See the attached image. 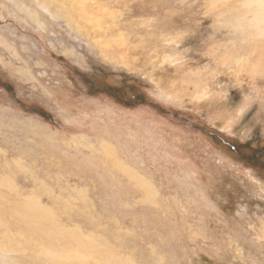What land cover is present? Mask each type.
<instances>
[{
  "label": "rangeland",
  "instance_id": "374dc122",
  "mask_svg": "<svg viewBox=\"0 0 264 264\" xmlns=\"http://www.w3.org/2000/svg\"><path fill=\"white\" fill-rule=\"evenodd\" d=\"M257 27L263 0H0L3 221L41 206L90 264H264ZM22 228L0 264L79 250Z\"/></svg>",
  "mask_w": 264,
  "mask_h": 264
},
{
  "label": "bare ground",
  "instance_id": "6f19581e",
  "mask_svg": "<svg viewBox=\"0 0 264 264\" xmlns=\"http://www.w3.org/2000/svg\"><path fill=\"white\" fill-rule=\"evenodd\" d=\"M40 1H42V0H40ZM69 3H70V1H69ZM252 31H253V35H252L253 41L250 44L251 45H253V44L255 45V47L250 52V55H252V60L251 61H246V62L244 61L245 71L246 70H251V72L253 71V69H255V68L249 69V67H252V66L255 67V64H251L252 62H255L256 64H258V67H260L262 65L264 67V46H260V48H256V45H257L256 44V40H258L259 38H264V31H262V28L261 27L253 28ZM246 35H248V34H246ZM249 37H250V35H249ZM259 43H260V41H259ZM128 49L130 50V48H128ZM126 51H127V49H126ZM246 66L248 67V69L246 68ZM257 71H258V69L256 70V72ZM262 76H264V71L262 73ZM25 208H29V209H25ZM2 212L3 211L0 210V214ZM49 214L47 212H45L41 206H37V205H34L33 204V205H27L26 207L25 206L23 207V205H20V206L17 207V210H15L12 213L13 220L11 221V223H5L3 221L5 219L0 216V228L6 230L5 235H8L9 233H11L10 230L12 228H14V227H18L20 229V232L22 233L23 230L21 231V228H22V226H24V228L26 230V231L25 230L24 231L26 233H29L32 236L39 237V238H42V236H43L50 243L62 244L64 247L65 246L71 247L73 244H77L79 246L78 248H75V249H79L76 253L75 252L72 253V251L69 249L71 251V253H66L64 255L61 254L60 257H58V255H56L54 252H53V255L52 254H49V253L43 254V256H46V257L50 258V260L54 261L56 264H75V263H72L71 262L75 258L78 259L79 263H82L83 264L85 262H89V264H90L91 259H95L94 256L96 257V256H99L101 254V250H99L101 248L98 245H95L93 241L85 242L84 241V238L81 237V235H79V234H78V237L72 235L71 233L70 234L69 233H63L61 236L58 235V233H57L58 236H56L54 233L51 232L52 230L49 231V229L48 230L44 229L45 222H46L47 226H50V225L54 226V223H53L54 221L49 218ZM87 240H92V238H87ZM13 243H14V241L9 240V243L0 244L1 246L4 247L3 248L4 250L8 249L9 246H11V248H10L9 251H0V253H3V254L13 253L14 252V249H15L14 247L16 245V244H13ZM1 246H0V250L2 249ZM40 246H42V245H40ZM62 247H60V248H62Z\"/></svg>",
  "mask_w": 264,
  "mask_h": 264
},
{
  "label": "trees",
  "instance_id": "16d2710c",
  "mask_svg": "<svg viewBox=\"0 0 264 264\" xmlns=\"http://www.w3.org/2000/svg\"><path fill=\"white\" fill-rule=\"evenodd\" d=\"M110 93L113 94V97L116 98L118 100V102L123 101L124 99H126L124 91H120V90H109ZM37 113H41L40 110L37 111Z\"/></svg>",
  "mask_w": 264,
  "mask_h": 264
}]
</instances>
